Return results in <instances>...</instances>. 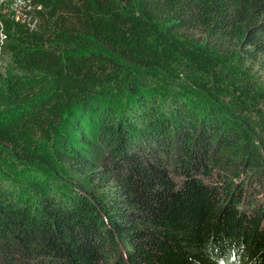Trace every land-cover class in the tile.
I'll list each match as a JSON object with an SVG mask.
<instances>
[{"label": "trees", "instance_id": "1", "mask_svg": "<svg viewBox=\"0 0 264 264\" xmlns=\"http://www.w3.org/2000/svg\"><path fill=\"white\" fill-rule=\"evenodd\" d=\"M36 1L2 20L0 264H264V0Z\"/></svg>", "mask_w": 264, "mask_h": 264}, {"label": "built area", "instance_id": "2", "mask_svg": "<svg viewBox=\"0 0 264 264\" xmlns=\"http://www.w3.org/2000/svg\"><path fill=\"white\" fill-rule=\"evenodd\" d=\"M41 7L36 0H0V56L6 34L3 32L1 16L22 24L28 30H34L37 23L35 9Z\"/></svg>", "mask_w": 264, "mask_h": 264}, {"label": "rangeland", "instance_id": "3", "mask_svg": "<svg viewBox=\"0 0 264 264\" xmlns=\"http://www.w3.org/2000/svg\"><path fill=\"white\" fill-rule=\"evenodd\" d=\"M8 17L6 15H2L1 16V20H4V19H7ZM2 27H3V21H2ZM4 47V46H3ZM1 49V56H0V82H2V79L4 77V73H5V70L6 69H11V71H14V67H13V62L11 61V59L8 57L7 53L5 52V50ZM4 50V51H3ZM170 78H173L172 76H169ZM169 77H167L169 79ZM231 77V76H230ZM227 78V77H225ZM149 84L150 85H154V82L150 81L149 80ZM166 85L163 84L162 82H158L156 83V85L153 87L154 89H156V87H159L161 89L160 92H163L164 89L168 88V87H165ZM263 106V104H262ZM101 156L100 155H97L96 159L99 160Z\"/></svg>", "mask_w": 264, "mask_h": 264}, {"label": "clouds", "instance_id": "4", "mask_svg": "<svg viewBox=\"0 0 264 264\" xmlns=\"http://www.w3.org/2000/svg\"><path fill=\"white\" fill-rule=\"evenodd\" d=\"M220 264H239V260L236 256V253H232L226 259H222Z\"/></svg>", "mask_w": 264, "mask_h": 264}]
</instances>
